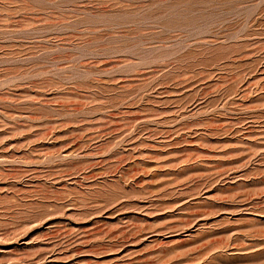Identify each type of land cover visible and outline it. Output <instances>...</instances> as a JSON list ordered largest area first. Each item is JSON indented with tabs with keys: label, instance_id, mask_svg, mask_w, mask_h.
Masks as SVG:
<instances>
[{
	"label": "rangeland",
	"instance_id": "obj_1",
	"mask_svg": "<svg viewBox=\"0 0 264 264\" xmlns=\"http://www.w3.org/2000/svg\"><path fill=\"white\" fill-rule=\"evenodd\" d=\"M0 264H264V0H0Z\"/></svg>",
	"mask_w": 264,
	"mask_h": 264
}]
</instances>
